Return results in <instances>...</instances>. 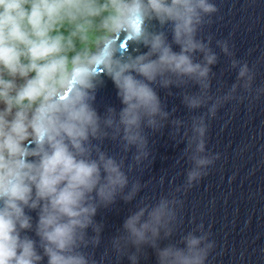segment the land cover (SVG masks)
<instances>
[{"label":"clouds","instance_id":"1","mask_svg":"<svg viewBox=\"0 0 264 264\" xmlns=\"http://www.w3.org/2000/svg\"><path fill=\"white\" fill-rule=\"evenodd\" d=\"M217 11L212 0H0V264H100L89 251L102 242L95 218L118 199L137 201L144 186L129 174L149 158V131L170 117L158 90L194 87L182 103L214 118L232 92L251 89L248 64L232 59L236 83L209 104L219 54L202 33ZM216 46L233 55L227 41ZM105 76L122 107L101 116L94 104ZM207 127L193 118L186 188L219 159L201 155ZM182 206L172 193L141 198L105 257L140 264L150 248L156 264H208L212 233L203 223L181 232Z\"/></svg>","mask_w":264,"mask_h":264},{"label":"water","instance_id":"2","mask_svg":"<svg viewBox=\"0 0 264 264\" xmlns=\"http://www.w3.org/2000/svg\"><path fill=\"white\" fill-rule=\"evenodd\" d=\"M212 2L218 11L212 17L214 23L202 33V38L213 36L212 47L219 54V62L213 66L209 104L223 100L236 83L237 70L230 66L232 59L248 64L253 76L251 89L240 87L232 92V99L220 104L214 118L208 115L207 107L190 111L182 103L181 91L198 89L172 88L174 95L158 90L170 117L163 128L149 131V158L129 174L144 186L137 201L126 204L118 199L110 208L100 209L95 218L104 225L102 242L98 249L89 251L94 252L100 264H130L126 257L119 259L115 253L109 252L105 257L111 238L118 234L141 198L154 200L169 193L183 201L181 232L203 223L205 230L212 233L215 249L208 264H264V0ZM216 41H227L233 55L222 53ZM174 50L179 49L174 46ZM103 81L94 104L101 116L109 106L117 111L122 107L112 80L105 76ZM201 115L208 126L205 153L201 155H218L219 159L201 181L186 188L195 143L185 150L193 134V118ZM177 120L180 123L174 124ZM104 147L120 154L118 145L106 142ZM28 214L35 223L36 212ZM27 234L38 239L34 232ZM92 234L89 230V235ZM146 251L147 256L141 257L140 264H156L153 250ZM43 264H47L46 259Z\"/></svg>","mask_w":264,"mask_h":264},{"label":"bare ground","instance_id":"3","mask_svg":"<svg viewBox=\"0 0 264 264\" xmlns=\"http://www.w3.org/2000/svg\"><path fill=\"white\" fill-rule=\"evenodd\" d=\"M0 107H2V105H0Z\"/></svg>","mask_w":264,"mask_h":264}]
</instances>
